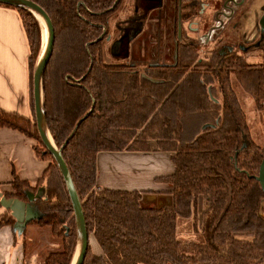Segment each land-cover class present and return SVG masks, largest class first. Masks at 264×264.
Wrapping results in <instances>:
<instances>
[{"label": "trees", "instance_id": "16d2710c", "mask_svg": "<svg viewBox=\"0 0 264 264\" xmlns=\"http://www.w3.org/2000/svg\"><path fill=\"white\" fill-rule=\"evenodd\" d=\"M32 1L54 28L42 74L45 122L55 145L62 147L87 231L100 249L95 254L88 244L82 264H264V193L255 179L264 149L251 138L237 97L239 87L264 108V65L250 67L240 58L224 64L217 57L218 64L208 55L189 62L190 70L153 73L162 80L154 82L107 59L106 36L97 39L102 32L97 23L112 0ZM0 5L15 9L22 22L34 110L32 77L42 50L41 25L26 8ZM30 124L28 117L0 110V128L38 137L44 150L33 145L34 152L48 163L34 184L14 174L13 192L3 194L25 199V190L45 187L34 200L41 217L32 222L49 227L61 248L48 253L44 264H71L77 242L72 205L53 156L35 122ZM151 141L171 154L173 173L158 178L170 186L169 203L146 207L143 191L96 184L98 152L146 151ZM5 213L0 225L13 226L15 218ZM191 216L200 223L197 242L177 235L178 223Z\"/></svg>", "mask_w": 264, "mask_h": 264}, {"label": "flooded vegetation", "instance_id": "af4514ba", "mask_svg": "<svg viewBox=\"0 0 264 264\" xmlns=\"http://www.w3.org/2000/svg\"><path fill=\"white\" fill-rule=\"evenodd\" d=\"M103 13L97 39L106 36L113 62L149 79L208 55L264 65V0H112Z\"/></svg>", "mask_w": 264, "mask_h": 264}, {"label": "crops", "instance_id": "0c3cea01", "mask_svg": "<svg viewBox=\"0 0 264 264\" xmlns=\"http://www.w3.org/2000/svg\"><path fill=\"white\" fill-rule=\"evenodd\" d=\"M29 76L28 43L21 19L15 9L0 5L1 111L32 116ZM150 144L152 147L146 151L98 152L96 184L143 191L141 203L146 207L169 203L170 186L158 178L173 173L171 154L158 150L153 141ZM33 145L34 139L23 132L0 128V192H13L9 182L14 174L31 184L43 174L48 163L36 156ZM2 208L0 206V219L4 214ZM15 229L9 224L0 225V264H44L42 254L47 248L53 244L58 250L61 246L48 227L28 222L20 234ZM24 231L26 234L22 235Z\"/></svg>", "mask_w": 264, "mask_h": 264}, {"label": "water", "instance_id": "95a60500", "mask_svg": "<svg viewBox=\"0 0 264 264\" xmlns=\"http://www.w3.org/2000/svg\"><path fill=\"white\" fill-rule=\"evenodd\" d=\"M0 3L15 7L26 8L33 14L34 12H36L42 17L47 27L48 37H47L45 50L43 54L40 53L39 55V58L33 70V77H32V89H33L32 94H33V103H34L35 125L43 145L46 147L47 151L53 156L58 166V169L65 183V187L68 192L69 199L72 205L73 215L75 218L76 232H77V242L75 247L76 257L74 254L71 264H82L89 244V233L86 228L81 201L74 186L66 162L62 156V147L58 148L53 142L52 137L50 140V138L46 134V130L48 132L49 130L44 117V106H43V95H42V74L52 52L53 41H54L53 24L50 17L44 11V9L32 0H0ZM142 76L146 77L144 74H142ZM151 80L154 82L159 81L156 79H151ZM207 125L208 124H205L203 128L206 127ZM255 179L259 182L260 187L264 193V156L260 161L258 174L255 176ZM44 192H45L44 186H40L36 190V192L25 190L24 194L26 196V200L19 199L16 197L8 198L2 192H0V206H2L6 210H9L11 215L15 218V223L13 226L16 228L15 230L18 234H20L23 231L24 227L28 222L41 217V213L36 208L34 204V200L38 197H41L42 194H44Z\"/></svg>", "mask_w": 264, "mask_h": 264}, {"label": "rangeland", "instance_id": "374dc122", "mask_svg": "<svg viewBox=\"0 0 264 264\" xmlns=\"http://www.w3.org/2000/svg\"><path fill=\"white\" fill-rule=\"evenodd\" d=\"M40 29H42V28H40ZM263 38H264V35H263ZM41 41H42L41 42V49H42L43 40L41 39ZM122 46L124 47V45H122ZM114 48L116 49L115 45H114ZM119 48H122V47L119 46ZM107 59L109 61L118 60V58H116L113 55H109V53H107ZM215 94L217 95V97H220L219 93L216 92ZM237 95H238L237 97H238L239 101L241 102L240 106H241V108H242V110L244 112L245 120H246V123H247V126H248V130H249L250 136L253 139V141L260 146L261 149H264V108L259 106V105H256L253 102V99L250 96V94L244 92L239 87L237 89ZM30 120H31V124H30L29 127L31 128V126H33L34 122H35L34 110H33L32 116L30 117ZM35 134H37V132ZM36 137H37V135H36ZM32 139H34V145L36 146V148L38 150H40V151H43L44 147L42 146L39 138L38 137L37 138L32 137ZM153 142H155V145H156V141H153ZM150 145L151 146H149V147H152V144H150ZM157 147H158V145H157ZM202 211H203V207L200 208V210H199V212L197 214L198 215L197 216L198 220L201 218ZM3 212H6L5 213L6 214L5 217L9 218L10 211L4 210ZM262 213L264 215V205H262ZM3 216H1V217H3ZM14 222H15V220H14ZM29 223L30 224H36V223H34L32 221H30ZM199 224H200L199 221L197 222L195 220V217H193V216H191L188 219L181 220L178 223V228H177L178 238L183 240V241H192V242L196 241L197 242L198 240H200L199 230H198ZM49 230H50V228H49ZM24 233L26 234V232L24 231L22 233V235H24ZM41 236L42 235H40L39 238ZM53 237L56 238L58 242H61V239L59 237H56L54 235H53ZM89 244H90L91 252L96 254V253H98L100 251V249L98 247V244L96 243L95 239L93 238V236L91 234H89ZM60 248H61V246H60ZM47 249H48L47 252L42 254L43 257L46 256V254L49 251L52 252V251L57 250V249H55V246L53 244L50 245ZM74 254H75V252H74ZM256 264H260V262L257 261Z\"/></svg>", "mask_w": 264, "mask_h": 264}, {"label": "bare ground", "instance_id": "6f19581e", "mask_svg": "<svg viewBox=\"0 0 264 264\" xmlns=\"http://www.w3.org/2000/svg\"><path fill=\"white\" fill-rule=\"evenodd\" d=\"M34 14L37 17V19H38V21H39V23L41 25V28H42L43 46H42V50H41L42 52L41 53L43 54V52L45 50L46 42H47V37H48L47 27H46V24H45L44 20L42 19V17L39 14H37L36 12H34ZM46 134L51 140V135H50V133L47 130H46ZM75 257H76V254H75ZM75 257H74V260H75Z\"/></svg>", "mask_w": 264, "mask_h": 264}]
</instances>
